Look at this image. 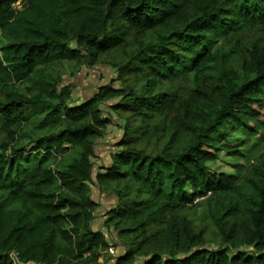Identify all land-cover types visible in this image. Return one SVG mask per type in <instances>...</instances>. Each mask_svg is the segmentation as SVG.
<instances>
[{
    "label": "trees",
    "instance_id": "obj_1",
    "mask_svg": "<svg viewBox=\"0 0 264 264\" xmlns=\"http://www.w3.org/2000/svg\"><path fill=\"white\" fill-rule=\"evenodd\" d=\"M253 27L264 0H0V264H97L111 247L88 185L114 100L128 119L94 182L116 195L113 264H264V153L239 177L208 166L239 157L231 133H264V46L239 37ZM103 59L123 86L68 106L49 67Z\"/></svg>",
    "mask_w": 264,
    "mask_h": 264
},
{
    "label": "rangeland",
    "instance_id": "obj_2",
    "mask_svg": "<svg viewBox=\"0 0 264 264\" xmlns=\"http://www.w3.org/2000/svg\"><path fill=\"white\" fill-rule=\"evenodd\" d=\"M239 37L244 43L258 42L259 45L264 46V30L258 27L244 30ZM49 68L55 76L63 80V86L69 84L72 87L71 95L67 101L68 106H76L89 99L100 86L109 84H113L115 87L123 86L120 74L116 72L107 59L95 64H88L84 61L79 63L59 62ZM19 89L24 91V86H20ZM116 102V100L109 101L100 106L102 116L109 118L111 123L106 127L104 136L94 140L92 183L88 185L89 195L96 204L92 229L93 231L102 230L111 245L99 258L97 264H113L114 259L124 251L123 243L117 237L116 232L112 230L107 232L103 228L107 211L117 203L116 195L111 189L101 190L94 183L96 174L111 165L112 158L118 151L117 143L123 135V127L128 119V114H120L112 110L111 106ZM228 139L230 143L238 147L239 157L221 151L214 161L208 163V166L213 173H226L239 177L252 159L264 153V133L258 132V134L250 135L239 130L231 133ZM21 144L23 146L28 145L27 141H22ZM204 215H206V206L202 199H197L195 212L192 215L197 229L203 228ZM214 243L211 240L209 244ZM12 256L15 258V254L12 253Z\"/></svg>",
    "mask_w": 264,
    "mask_h": 264
}]
</instances>
